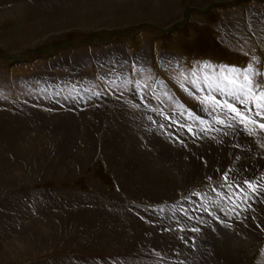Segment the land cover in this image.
<instances>
[{
  "label": "rangeland",
  "instance_id": "1",
  "mask_svg": "<svg viewBox=\"0 0 264 264\" xmlns=\"http://www.w3.org/2000/svg\"><path fill=\"white\" fill-rule=\"evenodd\" d=\"M105 1L91 0L86 9H80L82 0H0V115L20 116L23 112L21 105L32 106L49 118H58L66 111L71 113V119L79 117L73 127L85 134L93 107L96 109L115 102L126 105L125 101L132 100L129 108L136 113L139 123L134 125L132 132L136 136L133 140L137 144L135 148L142 145L146 150L145 141L152 134L162 136L171 151L180 150L182 146L192 150L194 142L202 148L200 140L192 137L194 132L211 138L215 136L213 130H223L227 132L223 144L229 135L237 140L242 138L244 146L251 143L253 157L247 156L243 161L252 163L248 171L251 173L258 165L262 169L264 130L249 124L247 127H254L255 131L250 134L238 118L232 119L235 114L213 103L210 98L215 97L221 102L227 100L250 119L264 123L261 118L264 112L256 115V99L244 95L249 86L247 80L251 81L253 97L260 98L264 93V0H125L119 5L116 4L119 0ZM110 72L121 74L111 77ZM241 98L251 100V103L246 107L239 102ZM140 103H148L150 110L140 111ZM159 110L177 112V121L184 124L172 123L171 117L158 115ZM218 118L228 123L220 124ZM38 134V130L30 129L26 139L38 137ZM83 144H77L76 149ZM92 161L82 174L74 178L44 179L43 183L22 184L20 188L34 200L37 193L50 188L74 196L93 194L101 205L119 207V211L128 208L139 215L146 226L158 227L155 229L163 239L179 245L185 228L168 225L162 230L161 222L154 219L153 214L161 210L165 212L166 206L172 202L181 204V201L190 200L202 188L217 187L216 199L226 206L224 213H198L205 214L207 221L215 220L213 228L226 229L234 236L242 231L244 216L241 217L236 209L231 210L234 206L220 194L228 180L218 170L211 169L208 175L205 174L207 177L195 179L193 187L182 192L180 189L172 191V202L156 190L149 195L142 191L124 200L116 197L119 187L108 172L104 159L95 157ZM71 163L72 159L67 160L66 166ZM260 173L258 170L247 180H261ZM94 182H100L106 190H94ZM263 182H260L261 193H264ZM231 192L229 190L226 194L234 200V192ZM150 194L152 198H159L158 202L147 200ZM250 197L254 200V195ZM261 197L264 204V195ZM35 206L30 205L31 214L41 216ZM243 207L250 209L249 215H252L255 205ZM260 211L257 205L255 214L260 215ZM113 218L109 220L119 231L132 224L124 217H121L123 220ZM202 223L203 227L207 226ZM188 228L189 235L193 236L195 228ZM146 230H138V233L147 237ZM259 232L260 240L256 246L259 252L247 264H264V229ZM15 233L12 232V236ZM67 252L78 254L74 249H67ZM103 252V256L118 255ZM153 253L161 257L157 250L147 248L140 252L141 256L136 254L133 258L147 261ZM212 255L213 250L210 260L216 264ZM178 256L182 257V254ZM188 263L192 264V261Z\"/></svg>",
  "mask_w": 264,
  "mask_h": 264
},
{
  "label": "bare ground",
  "instance_id": "2",
  "mask_svg": "<svg viewBox=\"0 0 264 264\" xmlns=\"http://www.w3.org/2000/svg\"><path fill=\"white\" fill-rule=\"evenodd\" d=\"M88 1L91 0H82L79 8L86 9ZM122 1L125 0H119L116 4L119 5ZM105 2L109 3L107 0ZM120 74L116 72L111 77H119ZM132 102L125 101L126 105L115 102L96 109L93 107L92 118L86 122L85 134H82V130L75 131L73 127L78 122V116L71 119V113L66 111L62 112V117L49 118L32 106L21 105L23 112L20 116L0 115V264H189L191 261L192 264H213L210 260L212 250L216 264H247L249 259L257 255L259 248L256 246L260 240L258 234L264 229V204L261 202V195L264 193L259 191L260 182L264 180V166L260 169L258 165L251 173L248 171L253 165L243 161L254 153L251 143H244V146L242 138L237 140L229 135L228 141L223 144L221 142L227 132L213 130L215 136L211 138L203 133H198L202 137L195 132L192 135L200 140L202 148H198L197 142H194L192 150L182 146L180 150L177 148L171 151L168 149L169 143L162 136L153 134L148 135L150 139L145 141L146 150L142 145L135 148L137 144L133 142L136 137L133 130L138 122L136 113L129 108ZM139 106L140 111L150 110L148 103H140ZM157 112L158 115L171 117L172 123L184 124L177 121V112ZM93 123L94 127L91 126ZM30 129L38 130L39 136L26 139ZM189 132L193 134L192 131ZM140 138L142 139L141 135ZM141 139L140 143H144ZM98 141L100 147L97 146ZM82 142L85 144L76 149V145ZM95 157L104 159L108 172L119 187V192L114 194L118 199L124 200L142 191H147L149 195V192L156 190L172 202V191L180 189L182 192L193 187L195 179L207 177L205 174L208 175L211 169L218 170L224 176L227 173L228 183L220 189V194L234 206L231 210L236 209L241 217L244 216L243 232L234 236L226 229L213 228L215 220H209L210 223L205 220L207 211L222 214L223 208H226L216 199L215 192L219 190L217 187L202 188L190 200L181 201V204L172 202L164 207L165 212L161 210L153 214L154 219L161 222V229L168 225L185 228L179 245L163 239L158 234V229H155L158 227L146 226L139 215L128 208L123 207L119 211V207L101 205L93 194L79 197L50 188L37 193L34 200L25 189L20 188L22 184L43 183L44 179L66 180L79 176ZM70 159L72 163L66 166ZM16 162L18 163L15 164ZM258 170L261 172V180H247ZM245 180L257 185L255 193L244 186ZM92 188L106 190L100 182H94ZM229 190L234 192V200L227 196L226 192ZM251 194L254 195V200H251ZM148 199L151 202L159 200L157 197L152 198L151 194ZM31 204L36 205L37 213L41 216L31 214ZM249 204L255 205L253 216L249 215L252 212L250 209L243 207ZM257 205L261 210L260 215L255 214ZM199 211L206 213L202 216ZM248 215L249 219L246 221ZM110 217L118 220L124 217L132 224L119 231L109 220ZM202 222L207 223V226L203 227ZM189 226L195 228L193 236L189 235ZM141 229H147V237L139 234L138 230ZM12 232L15 236H12ZM147 248L157 250V255L160 254L161 257L153 253L154 255H150L151 260L133 258ZM67 249H74L78 254L69 253ZM96 249L98 250L95 251ZM137 249L140 251L135 254ZM103 250L118 255L103 256ZM178 254H182V257Z\"/></svg>",
  "mask_w": 264,
  "mask_h": 264
},
{
  "label": "snow or ice",
  "instance_id": "3",
  "mask_svg": "<svg viewBox=\"0 0 264 264\" xmlns=\"http://www.w3.org/2000/svg\"><path fill=\"white\" fill-rule=\"evenodd\" d=\"M247 80V77H246ZM247 84L249 85L244 93L245 96L248 97H252L254 99H256V115L260 116L261 112H264V103H262V101H264V93L261 94L260 98H255L253 97V93H252V88L250 87L251 85V81L247 80ZM240 87L242 89L245 88V85H240ZM213 103L227 109L230 113L235 114L232 119H239V122L241 124H244L246 129L249 131L250 134L253 133L254 131V127L258 126L260 129L264 130V123H260L257 119H250L249 116L245 113H241L240 109L236 106H234L233 104L229 103L227 100L221 102L219 100H217L215 97H211L210 98ZM239 102L241 104H244L246 107L248 106L249 103H251V100H245L243 98H241L239 100ZM264 118V117H261ZM217 122L220 124H224L225 121L222 119H217ZM253 125V128H248L247 125ZM191 131V129H189ZM262 147H264V145H262ZM225 180H227V173H225ZM245 183L248 184V188L251 190V192L255 193L257 191V185L253 184L251 181H245ZM193 231H195V229H193Z\"/></svg>",
  "mask_w": 264,
  "mask_h": 264
}]
</instances>
